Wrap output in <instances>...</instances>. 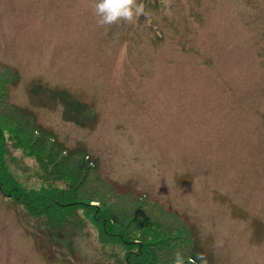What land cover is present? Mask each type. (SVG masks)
<instances>
[{
    "label": "rangeland",
    "instance_id": "obj_1",
    "mask_svg": "<svg viewBox=\"0 0 264 264\" xmlns=\"http://www.w3.org/2000/svg\"><path fill=\"white\" fill-rule=\"evenodd\" d=\"M1 64L20 75L12 103L177 211L205 259L264 264V0H0ZM53 90L95 122L64 119ZM9 164L38 183L27 159ZM32 227L0 194V264H109L89 222L53 254Z\"/></svg>",
    "mask_w": 264,
    "mask_h": 264
},
{
    "label": "trees",
    "instance_id": "obj_2",
    "mask_svg": "<svg viewBox=\"0 0 264 264\" xmlns=\"http://www.w3.org/2000/svg\"><path fill=\"white\" fill-rule=\"evenodd\" d=\"M19 78L16 69L0 65V194L32 219L43 249L53 254L61 247L56 240L89 222L98 232L99 257L109 264H216L202 256L192 226L177 211L145 192L119 189L101 175L97 157L66 146L31 111L12 103L10 89ZM48 94L61 102L67 121L95 122L90 105L67 91ZM17 156L33 165L37 184L26 185L12 172L9 158Z\"/></svg>",
    "mask_w": 264,
    "mask_h": 264
}]
</instances>
